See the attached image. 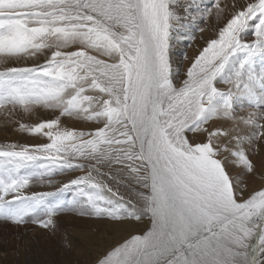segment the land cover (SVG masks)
<instances>
[{"label": "snow or ice", "instance_id": "snow-or-ice-1", "mask_svg": "<svg viewBox=\"0 0 264 264\" xmlns=\"http://www.w3.org/2000/svg\"><path fill=\"white\" fill-rule=\"evenodd\" d=\"M198 36L181 75L173 49ZM0 117L36 138L0 143L5 225L135 226L94 264H264V184L245 181L264 150V0H0Z\"/></svg>", "mask_w": 264, "mask_h": 264}, {"label": "rangeland", "instance_id": "rangeland-1", "mask_svg": "<svg viewBox=\"0 0 264 264\" xmlns=\"http://www.w3.org/2000/svg\"><path fill=\"white\" fill-rule=\"evenodd\" d=\"M183 2V0H182ZM213 21L207 25L206 35H211ZM203 40L199 36L191 47L187 42L174 47V68L182 75L187 63L181 53L187 52L192 56L194 49L202 46ZM50 113L42 112L41 118L50 116ZM70 125L81 126L80 122H68ZM5 132L3 117H0V143L16 141L19 143H33L36 138L28 137L12 131V126H7ZM258 171L255 176H246L245 181L249 189H258L264 184V150L253 157ZM80 173H69L66 176H58V180H66L68 176ZM36 191H51V188L36 186ZM59 228L55 235L45 232L36 225L29 224L24 227L5 225L0 222V264H94L96 257L117 240L127 235L130 225H114L103 221L81 218L73 213H65L59 217ZM139 227H143L140 225ZM126 233V234H125ZM67 236L73 247L66 249L63 239ZM19 250V251H18Z\"/></svg>", "mask_w": 264, "mask_h": 264}, {"label": "bare ground", "instance_id": "bare-ground-1", "mask_svg": "<svg viewBox=\"0 0 264 264\" xmlns=\"http://www.w3.org/2000/svg\"><path fill=\"white\" fill-rule=\"evenodd\" d=\"M133 227H135V226H130V227H128V229H127V233H129V231L133 228ZM126 234V233H125ZM128 235V234H127ZM127 235H124V237H126Z\"/></svg>", "mask_w": 264, "mask_h": 264}]
</instances>
